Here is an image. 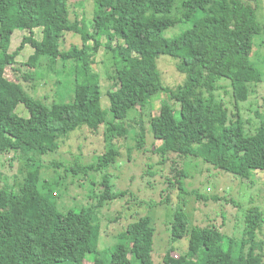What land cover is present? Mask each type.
<instances>
[{
    "label": "trees",
    "instance_id": "1",
    "mask_svg": "<svg viewBox=\"0 0 264 264\" xmlns=\"http://www.w3.org/2000/svg\"><path fill=\"white\" fill-rule=\"evenodd\" d=\"M174 1L93 0L91 32L83 33V28L70 19L69 0H0V156L11 152L52 153L59 139L77 128L96 133L103 124L118 119L120 112L139 109L141 117L147 118L153 139L162 142L156 153L199 157L208 162L214 142L236 163L234 174L239 178H247L252 171L264 172V129L259 126L254 135H245L235 99L238 87L248 93L261 81L258 69L249 62L252 39L262 31L254 7L242 0H217L215 5V0H181L182 10L178 8L176 18H171ZM177 23H190V28L177 38H165L164 31ZM38 28L41 40L33 37V30ZM16 30L28 35L10 53ZM66 33L79 36L81 47L63 51L61 39ZM102 38L113 55L116 75H120L114 77V88L107 91L113 118L108 123L100 102V78L91 70V58L102 46ZM90 41L92 47L88 46ZM26 45L33 53L23 64L31 70L22 74L24 81L34 79L42 59H47L51 68L59 61L75 65L76 84L70 102L44 104L30 97L20 83L8 79L7 69L16 65L15 59ZM160 55L173 58L177 72L185 77L176 89L161 82L156 64ZM221 79L229 81L233 89L236 114L231 119L223 102L213 96ZM158 92L168 94L169 100L153 115L148 107ZM173 103L179 104L178 120ZM18 104L27 110L28 118L14 114ZM133 138L136 147L143 149V129L134 132ZM117 157L118 152L111 148L99 157L97 165L75 166L70 173L108 169ZM39 180L40 165L31 159L18 191L0 188V264H84L88 255L93 257V264L98 260L100 264H153L155 228L150 217L127 225L120 235L124 243L102 260L100 224L94 207L52 212L56 206L51 201L53 194L41 192ZM175 184L184 191L178 179L169 181L166 190ZM99 187L103 189L99 203L123 195L112 191L107 176ZM243 223L242 236L235 240L221 237L214 225L190 226L186 215L176 210L168 225L169 251H177L175 243L186 237V251L180 253L184 264H263L264 243L257 242V234L264 226V211L247 210ZM162 264L173 263L165 255Z\"/></svg>",
    "mask_w": 264,
    "mask_h": 264
},
{
    "label": "rangeland",
    "instance_id": "2",
    "mask_svg": "<svg viewBox=\"0 0 264 264\" xmlns=\"http://www.w3.org/2000/svg\"><path fill=\"white\" fill-rule=\"evenodd\" d=\"M242 1L254 7L262 28L252 39L249 57V62L258 69L261 81L252 85L248 93L242 87L235 90L243 131L246 136H251L259 126L264 129V0ZM215 4L217 0L214 1ZM69 5L71 21L77 22L83 28V33L91 32L95 10L93 0H69ZM178 8L181 9V0L174 1L169 17L176 18ZM189 28L190 23H177L165 30L163 35L167 39H174ZM33 33L36 40H41V29H34ZM27 35L26 31L16 30L11 36L9 52L15 51L22 38ZM104 43L105 39L102 38V46L91 58V70L100 78V102L107 113L108 123L113 118L109 111L107 91L114 88V77L119 78L120 75H116L113 55L105 48ZM93 44L92 41L88 42L90 47ZM74 46L81 47V38L73 33H66L61 39V49L67 51ZM32 53L33 49L28 45L20 50L15 59L16 65L6 71L8 79L20 83L30 97L44 104L70 102L76 84L75 65L59 61L51 68L50 62L42 59L34 79L24 81L22 74L31 70L23 64ZM156 64L163 86L173 90L184 83L185 77L177 72L173 58L160 55L156 58ZM229 84V81L221 79L213 96L216 101L223 102L228 109V119H231L236 112L231 97L233 89ZM168 100V94L158 92L151 98L148 109L153 115H157L161 104ZM173 108L175 119L178 120L179 104L173 103ZM14 114L23 119L29 117L22 104L17 105ZM103 125L96 133L82 127L77 128L67 137H61L58 148L52 153L40 156L35 153L11 152L0 156V188L13 187L15 192L18 191L27 165L31 159L37 161L40 165L38 188L41 192L50 191L53 194L51 201L56 208L52 207V212L55 209L65 213L69 210L78 211L82 207H94L96 221L100 224L98 248L102 260L116 245L124 243L121 233L127 225L140 217H150L155 228L152 263L162 264V258L166 255L171 263L184 264L180 253L186 251V237L175 243L177 251H169L171 238L168 225L176 210H181L186 215L190 226L203 228L214 225L221 237L235 240L242 236L246 211L251 208L264 211V172L252 171L247 178H239L234 174L236 163L222 146L211 143L214 150L210 153L208 162L199 157H180L173 153L162 156L155 152L162 142L153 139L147 118L141 117L139 109L129 113L120 112L118 119ZM141 129L144 131V144L140 150L136 147L133 133H139ZM111 148L118 152V157L108 169L103 167L97 172L82 171L77 175L70 173L75 166L97 165L99 157ZM105 176L110 179L112 191L123 195L103 204L99 203L98 195L103 190L99 183ZM175 179L182 182L184 191L178 190L176 184L170 191L166 190L169 181L175 183ZM261 241L264 243V226L257 234V242ZM92 259L88 255L84 264H93ZM96 264H100V261Z\"/></svg>",
    "mask_w": 264,
    "mask_h": 264
}]
</instances>
